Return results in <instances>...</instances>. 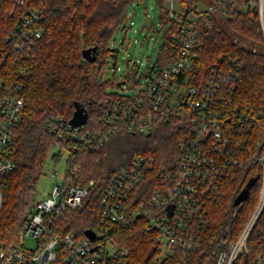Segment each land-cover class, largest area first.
I'll return each mask as SVG.
<instances>
[{"label":"built area","instance_id":"1","mask_svg":"<svg viewBox=\"0 0 264 264\" xmlns=\"http://www.w3.org/2000/svg\"><path fill=\"white\" fill-rule=\"evenodd\" d=\"M211 1L214 7L199 10V0L190 7L183 0H169L166 27L172 22L180 26L172 36L165 63L147 69L143 85L134 95L114 96L101 118L103 131H83L82 126L74 127L61 116L45 122L58 140L78 142L94 150L120 129L147 134L156 124L182 116L186 134L176 166L155 176L154 159L134 155L128 166L115 171L99 196L101 219L95 227L86 229L94 233L93 239L85 236V230L79 236L65 232L63 226L65 212L81 207L89 193L90 185L73 181L72 176L80 172L75 166L69 174L60 176L61 183L46 197L33 202L18 242L0 248V264H133L131 250L119 243L118 235L139 222L152 235L154 264H236L264 209V111L234 101L241 87L237 58L221 56L207 76L195 74L202 45L197 39V26L201 22L210 25L216 21L215 14L225 19L252 16L256 11L264 39V0ZM13 3L20 8L26 0ZM175 3L182 6L180 12L175 11ZM40 22L39 12L28 11L20 20L18 37L23 41L39 38L41 31L33 25ZM13 39L17 40L15 36ZM15 47L20 48L18 44ZM106 70L115 74L119 68L107 61ZM1 86L0 178L15 168L12 131L23 111L22 98ZM258 117L263 120L260 140L253 144L238 142L233 131L253 127ZM252 167L260 171L259 197L244 227L235 235L231 224L244 201L238 206H233V201L247 181L255 178L249 175ZM237 178L221 217L215 205L229 188L228 182ZM1 202L0 192V209ZM26 239L34 246H25Z\"/></svg>","mask_w":264,"mask_h":264},{"label":"trees","instance_id":"2","mask_svg":"<svg viewBox=\"0 0 264 264\" xmlns=\"http://www.w3.org/2000/svg\"><path fill=\"white\" fill-rule=\"evenodd\" d=\"M137 1L26 0V5L19 8L13 0H0V83L2 88L23 100L21 118L12 131L15 168L0 178V248L17 242L35 201L34 190L47 159L51 156L58 160V155L52 154L56 146L70 151L66 174L79 166L82 184L90 185L81 207L66 211L63 218L65 232L72 231L79 236L99 223L98 201L102 190L110 176L128 166L134 155L152 157V174L155 176L165 168L176 166L186 134V120L182 116L156 124L147 134L120 129L94 150H88L78 142L58 140L45 125L56 116L69 121L77 104L88 115L83 131L104 130L101 118L115 95L107 92L114 81L103 80V74L107 61L117 56L108 45L123 23L128 6ZM193 3L194 0H183L188 7ZM30 10L41 14V22L33 25L41 31V36L23 41L17 31L22 16ZM160 13L162 25L166 27L168 19L162 5ZM225 23L227 29L216 21L210 25L201 22L197 26V39L202 45L195 74L201 78L207 76L221 56L237 58L241 66V87L234 101L257 112L264 111V39L258 13L230 16L225 18ZM179 26V22H172L164 28L160 52L171 50L172 36ZM13 36L17 40L14 41ZM240 41L248 46H242ZM15 44L20 48L17 49ZM93 46L97 47L95 60L89 62L82 57V50ZM126 72V81L132 80L133 73ZM262 122L258 117L253 127L233 131L234 137L240 143H256L261 137ZM243 172L244 169L240 176ZM251 174L256 183L232 221L231 230L235 235L244 227L259 197V168L252 167ZM238 181V178L229 181V188L217 201L215 206L219 216L222 217ZM118 241L131 250L133 264H152L155 246L142 222L123 230ZM258 262L264 264V209L247 239L246 251L240 254L236 264Z\"/></svg>","mask_w":264,"mask_h":264},{"label":"rangeland","instance_id":"3","mask_svg":"<svg viewBox=\"0 0 264 264\" xmlns=\"http://www.w3.org/2000/svg\"><path fill=\"white\" fill-rule=\"evenodd\" d=\"M168 3L169 0H163L162 3L160 0H139L128 6L123 23L108 45V48L113 50V54H117L116 57L113 56L108 61H113L119 68L115 74L107 70L103 74V80L114 81L113 86L107 88L108 93L134 95L136 90L142 87L147 69L165 63L167 53L159 51L165 34L160 7L162 5L166 9ZM197 6L199 10H206L215 5L211 0H199ZM181 8L180 4L175 3L176 12H180ZM215 19L220 26L227 29L223 17L215 14ZM240 44L248 46L243 41H240ZM126 71L133 73L132 80L126 81L127 73L124 74ZM123 82L124 84H119ZM52 154L58 155V160H53L51 156L48 157L34 190L35 200L46 197L56 184L61 183L60 176L66 173L70 151L56 146ZM80 173L81 169L77 175L72 176L74 177L72 179L82 184L83 182L79 178ZM25 246L33 247L34 242L26 239ZM158 261L161 262L159 259Z\"/></svg>","mask_w":264,"mask_h":264},{"label":"water","instance_id":"4","mask_svg":"<svg viewBox=\"0 0 264 264\" xmlns=\"http://www.w3.org/2000/svg\"><path fill=\"white\" fill-rule=\"evenodd\" d=\"M187 14V10L184 13V16ZM97 51V47L93 46L90 48H86L82 50V57L89 61L93 62L95 60V54ZM88 115L87 113L79 106L75 105V111L72 115V118L69 120V123L74 127L83 126L87 121ZM256 179L252 178L247 181L245 187L241 190V192L237 195V197L233 201V206H238L240 203L245 201L249 195V191L251 187L255 184ZM170 214H171V207H170ZM85 236L90 239L94 238V233L91 230L84 231Z\"/></svg>","mask_w":264,"mask_h":264}]
</instances>
